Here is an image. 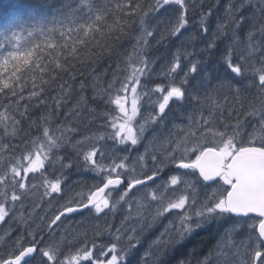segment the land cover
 <instances>
[{
	"label": "snow or ice",
	"instance_id": "obj_1",
	"mask_svg": "<svg viewBox=\"0 0 264 264\" xmlns=\"http://www.w3.org/2000/svg\"><path fill=\"white\" fill-rule=\"evenodd\" d=\"M219 7L12 0L3 10L0 264H164L201 229L215 243L199 264H264V0H227L212 28ZM133 25L135 43L121 53ZM173 43L157 70L149 49ZM105 55L121 58L116 70L93 77L91 103L80 81L65 114L83 129L54 120L72 93L63 74L74 80L77 63ZM72 172L93 182L70 181ZM117 212L119 226L94 225L91 242L72 225Z\"/></svg>",
	"mask_w": 264,
	"mask_h": 264
},
{
	"label": "trees",
	"instance_id": "obj_2",
	"mask_svg": "<svg viewBox=\"0 0 264 264\" xmlns=\"http://www.w3.org/2000/svg\"><path fill=\"white\" fill-rule=\"evenodd\" d=\"M11 2L12 0H0V14L3 13V10L7 9L8 5ZM140 2L142 4H147L150 2V0H140ZM196 2L198 6L202 2L203 7L207 9L208 7L214 5L217 2V0H196ZM226 2L227 0H219L220 7L213 9L214 15L211 19L214 22H216L215 21L216 14H219L221 17L223 16L224 5ZM198 19H199V15L197 13V15L193 17V23L190 24V28L195 27V22L198 21ZM212 28L214 27L212 26ZM135 34H136V25H133L132 28L130 29V35L116 45V47L119 49L121 53L125 52L126 49L130 50L131 44L135 43L133 39V36ZM192 34L195 35L196 33H192ZM151 43L152 41L150 40V44ZM194 43L198 51L199 47L201 46V43L199 40L195 41ZM186 46L189 48V50H191L193 45L192 43H189ZM174 48H175L174 43L169 44L167 48H165L164 44L154 45L149 49L148 54L152 57H155L156 66H157L159 64L161 65L166 58L170 57V55L174 51ZM118 59L121 58L117 56L105 55L103 57L97 58L96 63L92 65H89L87 63L81 65L77 63L75 68L74 80L71 79L68 76V74L66 73L63 74V79L66 80L72 86V93L70 97L67 98L66 103H63L61 105V108L59 109L58 113L53 110L52 115L54 120L58 118L61 122H71L72 126L83 129L84 124L82 122L74 120L71 116L65 117V114L71 110L72 105L75 104L78 99V94L81 91L79 82L83 80L85 84V88L83 89V94L86 98H88V102L91 103V95H92L91 85H92L93 77H100L104 81L108 80L112 75L113 71L116 70V61ZM102 73H107V75L102 76L101 75ZM57 91L58 89L56 87H52L47 90L46 95L48 96L49 103H52V97L56 95ZM30 111L32 112L33 116H35L37 113L42 114L45 112V106L41 105L39 109H31ZM87 117L88 114L85 111L80 117V121L86 120ZM24 127L25 129H27L28 125L25 123ZM31 134H35V130H32ZM67 151L69 154L72 153V149L70 145L68 146ZM68 178L70 181H74V182L82 181L83 183L88 185H90L93 182L91 174L88 173L72 172ZM72 186L76 187V184L73 183ZM52 210H54V208ZM120 220H121V214L119 212H117L114 217L109 216L103 220L83 219L79 216H76V219L72 221V225L73 227H76L81 231L87 230L88 238L89 241L91 242L95 238L94 233L92 231L94 225H98L100 230H103L106 226L109 225L114 229L115 227L119 226ZM160 230L162 229L159 226H157V227H153L152 229H149L145 233L140 248L141 253L145 249H147L149 243H151V241L158 236ZM212 233L213 231L211 229H201L198 230L197 232H194L181 245L177 246L176 248L168 252V254L163 258L164 264H180V261H185V264H199V261L203 260V258L206 255H208V253L212 250V246L215 243Z\"/></svg>",
	"mask_w": 264,
	"mask_h": 264
},
{
	"label": "rangeland",
	"instance_id": "obj_3",
	"mask_svg": "<svg viewBox=\"0 0 264 264\" xmlns=\"http://www.w3.org/2000/svg\"><path fill=\"white\" fill-rule=\"evenodd\" d=\"M211 20H212V19H211ZM212 26L215 28V22H214L213 20H212ZM160 66H161V65L159 64V65L156 66V68L159 69Z\"/></svg>",
	"mask_w": 264,
	"mask_h": 264
},
{
	"label": "bare ground",
	"instance_id": "obj_4",
	"mask_svg": "<svg viewBox=\"0 0 264 264\" xmlns=\"http://www.w3.org/2000/svg\"><path fill=\"white\" fill-rule=\"evenodd\" d=\"M206 6H207V5H206ZM208 6H209V4H208ZM82 81H83V80H82ZM212 234H213V233H212ZM209 235H210V234H209ZM205 240H206V239H205ZM210 244H211V243H210ZM192 247H193V246H192ZM212 249H213V246H212ZM194 250H195V248H194ZM196 253H197V252H196ZM196 253H195V254H196Z\"/></svg>",
	"mask_w": 264,
	"mask_h": 264
}]
</instances>
